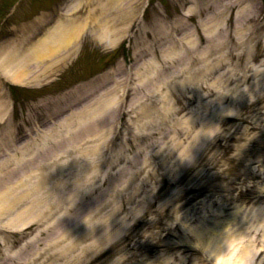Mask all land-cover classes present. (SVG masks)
Returning a JSON list of instances; mask_svg holds the SVG:
<instances>
[{"label":"rangeland","instance_id":"374dc122","mask_svg":"<svg viewBox=\"0 0 264 264\" xmlns=\"http://www.w3.org/2000/svg\"><path fill=\"white\" fill-rule=\"evenodd\" d=\"M19 1L15 0L13 5ZM64 1H23L15 15L0 19V23L44 19L49 16L45 10L52 8L53 3ZM94 2L91 0L92 6ZM71 3L57 12L71 16L85 12L78 8L77 13H71L72 6L78 1ZM188 7L178 0H149V4L145 0L142 4L139 17L149 18L140 19L142 26L159 17L170 18L167 28L177 26L172 32L173 39L178 42V55L181 54L177 61V89L170 93L171 103L164 101L161 104L170 110L169 113L163 110L160 119L153 113L134 119V110L119 111L121 117L114 121L116 131H110L99 146L100 155L106 159L112 160L118 153H123L120 161L114 162V167L91 170L89 161H101L98 152L87 154L92 146L80 147L65 141L60 148L59 140L50 133L80 123L86 118L80 108L90 107L94 103L86 105V102L91 97L100 94L92 100L100 99L115 85L112 89H93L88 87L89 81L80 85L84 87L80 90L81 98L66 99L62 105L54 103L56 97L48 99L44 105L29 102L19 106L14 122L23 121L24 124L20 122L16 127L34 133L31 142L39 143L42 138L49 140L45 143L48 149L43 152L32 150L34 158L30 161L23 159L24 153L18 154L23 161H17L14 172L0 178V194L4 188L2 182L9 179L15 182L17 177L24 179L27 173L33 176L30 183L37 184L42 169L54 173L50 165L59 160L64 165L60 175L65 183L61 192L65 198L54 213L58 217L57 223L51 219L42 233L34 214L24 217L23 220L28 221L26 228L1 231L0 264H201L204 252L219 255L227 264H247L245 257L249 254L244 252L247 249L249 252L253 249L257 264H264V0H257L245 9L250 16L248 19L261 26L258 36L252 37L255 28L249 32L244 30L242 37L248 38L245 44L235 45L231 57L225 58L222 57L224 50L217 54L202 53L207 43L199 23L207 15L199 16ZM232 8L226 11L224 21L220 19L225 30L232 28L238 18V7ZM8 9L9 0H0V11ZM40 12L42 14L35 17ZM58 13L54 15L58 16ZM13 29L4 25L0 29V38H6ZM190 34L195 42L191 51L187 49ZM229 34L232 41L240 40L234 32ZM218 37L214 39L217 44L223 39ZM144 38L141 32L134 42L140 44ZM126 39L120 36L113 45L105 46L102 40L91 38L85 43V50H93L91 54L95 58L102 52L113 51L112 57L102 58L109 57L113 65L119 64L121 69L123 58L130 65L126 58L132 60L135 56L134 53L131 55L133 49ZM189 51L195 61L192 65ZM79 68L84 72L68 76L69 81L95 71ZM58 73H49L41 81ZM118 74L116 78L123 80L124 71ZM142 74L135 72L136 78ZM116 88L117 96H122L125 88L122 85ZM143 100L140 98L132 107H146ZM63 105L68 107L67 112L72 111L69 119L58 122L50 118L44 120L43 127L37 125L42 121L40 118L59 116ZM48 126L51 129H43ZM42 133L45 137L39 136ZM78 138L80 141L82 137ZM81 175L87 178L82 184L75 185V177ZM47 185L50 189L53 183ZM79 187L81 192L76 191ZM50 195L56 199L58 193L50 192ZM23 206L19 205V209ZM111 212L116 215L114 221L103 222ZM224 223L232 233L220 234ZM15 226H20V222ZM93 226V232L107 233L111 238L101 242L98 234L90 235L88 229ZM215 232L216 237L211 235ZM197 235L204 239L200 240ZM210 240L209 247L204 249ZM28 241H32V245L25 248ZM58 254L60 257H55Z\"/></svg>","mask_w":264,"mask_h":264},{"label":"bare ground","instance_id":"6f19581e","mask_svg":"<svg viewBox=\"0 0 264 264\" xmlns=\"http://www.w3.org/2000/svg\"><path fill=\"white\" fill-rule=\"evenodd\" d=\"M234 1L238 2L240 0H234ZM190 2L198 14L205 12L207 13V16L204 19H209L208 25L205 24L202 25L203 28L202 32L205 34L207 41L210 43V45L208 47H205L204 50L208 53L225 48L223 46H220L222 44L216 46L214 43H212V40L215 37H217V35L219 34L223 36V31L220 25V19H225V11L229 8V1L226 2V0H190ZM140 3L141 0H105L104 5L105 7L110 6V12L106 14L102 6L99 7L98 10L94 12H90V17L93 18L98 17L102 19H111L114 17H119V19H131L132 17H135L134 15L135 9L139 6ZM239 28L240 25L237 29ZM107 31H108L107 25H101L100 31L98 29V33H100L99 35L101 36L106 35ZM49 33L39 45V47H41L42 50L44 51L43 53L44 56L45 54H47V52L51 50L64 49L67 51L72 48L68 40L71 39V37H74L73 34L64 35L63 33V36L58 37L59 33L55 34L58 36H53L51 32ZM9 49L10 50L6 51V53L8 54L2 60L3 63H0L2 70L4 71L6 69L8 72L6 71L4 72H6L9 75L11 74L13 80L15 81H19V82L27 81L26 77L30 72L29 70L30 62L27 65V61L24 60L23 57L18 58V62H17V58L15 56V50H13V48L11 47ZM30 55H31V50L29 52L26 51V54L24 56L27 57ZM30 60L32 61L33 59L30 58ZM1 68H0V73L3 72L1 71ZM42 72L43 69L38 70L37 73H39V75H42ZM110 104H112V102L103 105L102 108L93 112V117L91 118L88 124L83 126V128L87 127L90 130L93 126L95 127L96 125H99L100 120L102 121V123H104L106 120H110L109 111H108ZM59 176L60 175H56V173L45 174L43 171V173L40 174V178L37 184H31L30 180H25V181L22 180V181L14 182L12 184H9L7 182H2L1 184L3 186L7 185L6 187L7 189H4L2 194H0V220H2L1 217H3L4 215L7 216L12 215L13 210L21 204H24V208L21 211H19L17 214H15L14 218L8 220L11 229L13 228L21 229V227L25 226L27 224L26 222L28 221H25L23 219L24 216H26L27 214L34 213L36 220H40L38 221V223L50 218L54 213L58 212L59 208L61 207V202H64V198H65L63 197L64 195H62L61 193L65 184L64 181ZM26 178H28L27 174H26ZM47 180L48 183L50 182L53 183L50 189L48 188V185L45 186ZM76 183H78V180L75 181V185H77ZM79 190L80 189H78V191ZM35 191L36 193H34ZM50 192H52L53 194L58 193L57 198L56 199L52 198ZM111 213L110 216L105 218V221L110 218H111V222L114 221V216L116 215ZM57 220L58 217H56V219L53 222L57 223ZM17 222H20V226L18 227L15 226ZM95 226L88 229L90 235L95 233L93 232V228ZM44 229L45 228L41 229L40 233H42ZM228 229H229L228 224L224 223L223 226H221L222 233L220 234H223V232H227V231L230 232ZM211 235L214 237L217 236L216 232L212 233ZM5 237L7 238V235H5ZM110 238L111 235H105L104 237L101 238V242H105ZM197 238H200V240L204 239L202 235H197ZM209 242H211V240L208 241V243H206L204 246L208 248L210 244ZM27 245L28 246L32 245V241H28V243L25 244L24 247L27 248ZM55 257L59 258L60 254L55 255Z\"/></svg>","mask_w":264,"mask_h":264},{"label":"clouds","instance_id":"9594fccd","mask_svg":"<svg viewBox=\"0 0 264 264\" xmlns=\"http://www.w3.org/2000/svg\"><path fill=\"white\" fill-rule=\"evenodd\" d=\"M245 259L247 261V264H257V260L255 258V254L254 253H252L249 256H246Z\"/></svg>","mask_w":264,"mask_h":264}]
</instances>
